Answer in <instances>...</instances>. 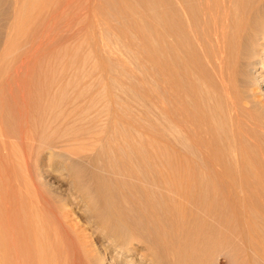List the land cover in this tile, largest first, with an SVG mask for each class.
I'll return each instance as SVG.
<instances>
[{"label":"rangeland","instance_id":"374dc122","mask_svg":"<svg viewBox=\"0 0 264 264\" xmlns=\"http://www.w3.org/2000/svg\"><path fill=\"white\" fill-rule=\"evenodd\" d=\"M176 1L0 0V186L5 184L11 197L9 211L11 218L16 216L18 222H21L19 217L23 209L28 211L31 220L29 225L32 226L33 231L28 236L27 245L31 246L32 250L39 239H42L43 244L47 245L46 248L54 256L55 264H150L152 247L155 245L158 247V243L163 239L160 237L165 234L163 237L166 239L168 231L171 233L170 237L167 236L169 237L167 241L172 238L177 239L180 234L182 249L176 247L177 250L174 246L176 251L168 254H166L168 251L164 252L161 258L163 257L166 264H177V262L178 264H242V261L235 262L236 252L228 244L236 242L235 239L244 230L243 226L248 227L253 243L260 240L259 244L264 243V169L261 170L258 166L261 164L260 160L263 162L261 153L260 155L258 153L259 149L264 154V0H244L249 4L247 11L249 21L245 35L243 34L240 39L242 50L237 51L236 60L237 58L238 60L233 63L234 75L231 72L236 80L231 88H235L240 96L242 95L241 99L244 97L243 105L252 110L251 113L261 122L262 127V130L256 127L261 130L259 131L252 125L249 127L248 120L246 123L242 122L243 135L238 138L242 136L243 141L240 140V143L248 147L245 149L248 154L247 157L245 155L244 162H241L240 158L237 159L238 154L233 148L238 142L235 144L236 138L232 135L233 126L228 118L230 111L224 101V94L215 82L216 78L210 76L211 69L207 67L206 60L210 56L208 47L204 52L207 56H203L197 50V61L193 60L191 67V71L197 70L194 72L195 77L193 75V78L197 77V80L193 79L196 90L198 89V92L199 89L202 90L199 93H202L203 98L207 100L202 98L204 104L210 102L208 107L214 120L211 125L218 130V141L211 140L209 143L225 146L224 148L228 149L227 154L221 157V162L226 164L225 169L219 173L221 179L231 178L229 181L246 200L243 206L250 209L242 208V213L237 210L236 216L232 215L235 217L226 216L222 218L223 220L213 219V216L210 218V215L208 218L206 214H201L204 212H198V208H194L193 199L184 205V201L192 198L190 195L184 200L174 192V195L170 192L175 191L177 188L175 185L181 188L179 185L183 184L181 177H184V172L175 169L177 167L175 164L179 163L176 159L179 161L183 159L185 162L181 161L179 165L184 163L183 166L187 167L188 164L196 162L199 156V148L184 138L173 121L169 120L171 110H169L170 94L167 83L168 19L172 10L179 11V7L176 8L178 6ZM208 1L210 6H213L214 0ZM218 1L220 0H215ZM232 2L237 3L234 0ZM233 3L232 8L235 9L234 6L237 8ZM23 4L25 33L15 36L14 39L12 28L17 24V11ZM198 70L199 75L202 73L204 77H202L203 81L199 80L201 84L198 82L201 78L197 76ZM204 75L210 79V82L204 80L206 78ZM211 86L215 89L213 90ZM207 92L213 97L216 95L215 99L211 100L213 97ZM241 112V115H246L245 111ZM21 115H24L25 119ZM174 145L177 148L173 147ZM251 148L253 153L250 151ZM254 152L259 155L255 154L259 159L258 162L254 159L256 157L253 155ZM51 155L55 156L54 159ZM191 156H196L197 159L194 157L196 161L195 159L194 162L193 159L188 161ZM249 156L250 158L252 156V159H249ZM148 158H153L151 160H154L155 164L148 161ZM248 159L253 160L252 166L247 164L250 163ZM244 163L248 165L247 170L243 167ZM240 165L243 170L238 168ZM68 166H74V174H78V177L71 175L67 170ZM206 173L209 175L205 170L202 174L200 170H195L194 176L192 172V182L188 180L190 192L191 187L194 192V188L199 184H203V189L209 191L210 186L207 184L208 187L205 182L210 175L207 176ZM211 180L214 179L209 180L212 188L214 184ZM104 183L108 186L105 188L106 191L101 189L106 187ZM219 183L220 181L218 184L215 181L216 185H214L218 193L225 190L222 189L223 185L219 186ZM97 188L101 189L98 193H96ZM109 199L117 203H114V208L122 212L119 214L123 221L115 218L114 220L107 215L104 203ZM94 202L96 205L99 203V215L101 214L102 217L98 216L102 220H98L97 215H92L87 207V203L92 205ZM137 202L139 204H136ZM153 206L156 208H152ZM186 210L190 215L189 213L183 215ZM239 212L243 215H239L240 221L236 218ZM95 216L98 218L96 219ZM241 217L244 219L247 217L246 225L242 226ZM94 219L99 222H95ZM18 222L15 223L20 224ZM116 223L120 226H116ZM161 223L166 224L164 226L169 230L167 231V227H161ZM21 225L25 227V223ZM39 225L42 226V230ZM38 226L43 236L39 235ZM18 227L20 228L16 225L15 229ZM158 228L162 230L165 228L167 233L159 232ZM172 228H176L178 233ZM36 230L38 232H35ZM104 230L108 231L107 234ZM102 231L105 235L101 233ZM121 233L127 234L121 235L119 239ZM111 234L112 236L118 234L117 238L112 237ZM194 237L197 239L195 240ZM254 237H257L256 240ZM220 238L221 240L224 238L227 242L224 244ZM216 240L221 241L218 243L220 247L217 246ZM116 241L129 247L127 246L124 252H118ZM24 243L25 240L19 245L25 247ZM187 243L191 245L188 246ZM183 245L185 253L180 255L179 253L183 252ZM252 254V263L262 264L259 256ZM243 263L248 262L245 263L244 260Z\"/></svg>","mask_w":264,"mask_h":264},{"label":"bare ground","instance_id":"6f19581e","mask_svg":"<svg viewBox=\"0 0 264 264\" xmlns=\"http://www.w3.org/2000/svg\"><path fill=\"white\" fill-rule=\"evenodd\" d=\"M233 0H220L218 2H215L214 0V3H213V6L211 5L210 6V3L208 0H177L176 3H177V7H179V11H174L172 10V13H170L169 15V19H168V37H169V47H168V51H169V71L167 72L168 73V82L166 80V82L168 83V86H169V94H170V108L169 110L170 113V119L169 120H172L175 125H176V128L179 129V132H181L182 136L184 138H187L191 143L195 144L198 148H199V156H198V160L196 161V159L194 157H190L188 159V161L190 159H193V162H194V159L196 162H194L193 164H188L187 167L183 164L179 165L180 163L182 162H185L183 161V159H181V161L177 160V164H175V160H172L174 161L173 163L175 165H177V167H175V169L178 170H181V172H184V177H181V181H182V185H179L181 188H178V185H175L177 186V190L175 189V191H170L175 193V195L177 194L178 197L180 198H183L185 200L186 196L190 195L192 198H188L187 200H189L187 202L184 203V205L190 203V199H193L195 201V209L196 207L198 208V212H204V213H201V214H206L209 218V215H210V218L213 216V219L214 218H220V219H224V217L226 216H231V217H235L236 216V212L237 210L238 211H242L241 210L242 208H248V207H244L243 205L245 204L246 200H244L242 197H241V194H239L236 190V188L233 186V183H231L229 180H231V178L229 179L224 177L221 179V174L220 171H222L223 169H225V165L221 162V157H223L224 155L227 154V150L226 148H224L225 146H222L220 147L218 144L215 145H212L211 143V140H215V141H218V130H215V128H213V124L212 122L214 121L213 120V117L211 116L210 112L209 111V107H208V104L210 102H206L208 104H204L203 103V96H202V93H199L201 92L202 90L199 89V92L196 90V87H195V82L193 81V79H196L197 80V77L196 78H193V75H194V72L197 71L195 70L194 72L191 71V67H192V62L194 60H196V52L197 50L200 51L202 53L203 56H207L205 52V49L206 47H208L209 51H210V56L209 58L206 60L207 61V67L209 69H211L210 71L212 72V74L210 76H214L216 78V81L219 88L221 89V91L223 92V97H224V101L226 103V105L229 107L228 108V111L229 112V116L228 118H230L229 120L231 121L230 124H232V135L234 136V138H236V143L238 142V145H236V147H233L235 148V152L238 154V158H240L241 162L243 161V159H245V155L247 157V154L245 152V149L246 146L243 145V143L241 144L240 140L243 141L242 136L240 137V139L238 138L240 135H243L242 131H241V128L243 127V125L241 126L242 122L246 123V121L248 120L249 123V127L250 125H252L254 128L258 127L262 130V127L260 126V121H257L254 114L251 113L252 110L251 109H247L245 108V106L243 105V102L245 104V101L243 100V98L241 99L240 97V94L237 90H235V88H231V86L233 87V85L235 84V79L233 77L234 75V70H233V65L235 66V61L237 62L236 60V57H237V51L241 49V47L243 46H240V39L242 38L243 34L246 32L245 30H247V25H248V21H249V18H247L248 16V3H246L244 0H234L236 1L237 3H235L237 5V8L234 6L235 4L232 2ZM211 2H213V0H211ZM22 3V2H20ZM173 3V2H171ZM234 4V8L236 9H233L231 4ZM174 4V3H173ZM172 4V5H173ZM173 7V6H172ZM175 7V6H174ZM250 7V6H249ZM159 10V9H158ZM171 11V10H170ZM17 24L12 28V34L14 36V39H15V36L19 35V34H22V33H25L24 30H25V6L24 4L22 5V7L19 9V11H17ZM11 32V31H10ZM9 32V33H10ZM245 35V34H244ZM20 36V35H19ZM161 37V36H160ZM13 38V37H12ZM18 38V37H16ZM161 39V38H160ZM18 41V40H17ZM45 41V40H44ZM34 45V44H33ZM9 49V48H8ZM242 50V49H241ZM8 51V50H7ZM10 51V50H9ZM45 51V50H44ZM238 51V52H239ZM199 52V54H200ZM166 53V52H165ZM241 53V52H240ZM198 54V55H199ZM208 54V53H207ZM197 55V56H198ZM241 55V54H240ZM5 56V55H4ZM6 57V56H5ZM201 56L199 55V58ZM201 59V58H200ZM199 60V59H198ZM205 60V59H204ZM158 64V63H157ZM200 64V63H199ZM199 64H198V67H199ZM203 64V63H202ZM205 64V63H204ZM201 66V64H200ZM197 67V68H198ZM206 67V66H205ZM194 69V68H193ZM202 69V68H201ZM21 70V69H20ZM158 70V69H157ZM200 70V69H199ZM198 70V74L197 76L199 75V71ZM209 71V72H210ZM210 72V73H211ZM233 75H232V73ZM166 73V74H167ZM202 74V73H201ZM199 75L201 76L198 77L200 79H198V82L200 81H203L202 79V75ZM206 77V75H204ZM208 76V74H207ZM208 76V77H210ZM195 77V75H194ZM56 78V77H55ZM204 78V77H203ZM164 79V78H163ZM202 79V80H201ZM200 80V81H199ZM206 80L207 82H210V79H208L207 77L204 79ZM205 82V81H204ZM203 82V85L205 86V83ZM212 83V82H211ZM160 84V82H159ZM201 84V82H200ZM207 84V83H206ZM214 84V82H213ZM237 84V83H236ZM164 85V84H163ZM209 85V84H208ZM211 85V84H210ZM216 85V84H214ZM213 85V86H214ZM167 86V87H168ZM200 86V85H199ZM202 86V87H204ZM211 86V87H213ZM58 87V86H57ZM206 87H209L206 85ZM205 89V87H204ZM215 88L213 87V90ZM250 90V89H249ZM216 92V91H214ZM208 93V92H207ZM204 94V92H203ZM216 94V93H215ZM220 94V93H218ZM45 95V94H44ZM111 95V94H110ZM209 95V93H208ZM6 96V95H5ZM8 96V95H7ZM211 97H213V95H209ZM208 96V97H209ZM45 97V96H44ZM216 97V95L214 96ZM211 98L212 99H215V98ZM222 97V96H221ZM57 98V97H56ZM112 98V96H111ZM167 99H169L167 97ZM204 99V98H203ZM5 100V99H4ZM205 101H207L206 99H204ZM218 100V99H217ZM243 100V102H242ZM34 101V100H33ZM210 101V100H209ZM216 101V100H215ZM223 101V99H222ZM260 101V100H259ZM158 102V101H157ZM212 102V101H211ZM112 103V102H111ZM224 103V104H225ZM15 104V103H14ZM68 105V104H67ZM207 105V106H206ZM18 106V105H17ZM218 107V106H217ZM8 108V107H7ZM212 108V107H211ZM213 109V108H212ZM210 109V110H212ZM241 111H245L246 112V115H241L240 112ZM119 112V111H118ZM26 113V112H25ZM242 113V112H241ZM22 114V113H21ZM54 114V113H53ZM243 114V113H242ZM57 115V114H56ZM217 115V114H216ZM256 115V114H255ZM22 116V115H21ZM24 116V115H23ZM22 116V117H23ZM225 117V116H224ZM24 118V117H23ZM260 118V117H259ZM20 119V118H19ZM25 119V118H24ZM22 119V120H24ZM25 121V120H24ZM27 123V122H26ZM23 124V123H22ZM35 124V123H34ZM173 124V125H174ZM210 124V126H209ZM212 124V125H211ZM32 125V124H30ZM66 125V124H65ZM25 126V125H24ZM93 126V125H92ZM30 127V126H29ZM34 127V126H32ZM31 127V128H32ZM175 127V126H174ZM25 128V127H24ZM29 128V129H31ZM47 128V127H46ZM256 128V129H258ZM34 129V128H33ZM260 129H258L259 131H261ZM26 131V130H24ZM23 131V132H24ZM80 131V130H79ZM28 132L30 133V131L28 130ZM27 132V133H28ZM103 133V132H102ZM174 133V132H173ZM63 134V133H62ZM73 134V133H72ZM154 134V133H153ZM252 134V133H251ZM31 135V134H30ZM177 135V134H175ZM180 135V134H179ZM260 135V134H259ZM4 136V134H3ZM217 136V138L215 139V137ZM255 136V134H254ZM69 137V136H68ZM67 137V138H68ZM7 138V137H6ZM42 138V137H41ZM49 138V137H48ZM212 138V139H211ZM237 138L239 139V141L237 140ZM258 138V137H257ZM81 139V138H80ZM247 139V138H245ZM255 139V138H254ZM29 140V139H28ZM36 140V138H35ZM45 140V139H44ZM42 140V141H44ZM180 140V138H179ZM223 140V139H222ZM38 141V139L36 140ZM187 141V140H186ZM215 141H214V144H215ZM246 141V140H245ZM31 142V141H30ZM41 142V140L39 141ZM46 142H47V139H46ZM51 142V141H50ZM73 142V140H72ZM82 142V141H81ZM184 142V140L182 141ZM189 142V143H190ZM213 142V141H212ZM247 142V141H246ZM245 142V143H246ZM57 143V142H56ZM55 143V144H56ZM264 143V142H263ZM42 144V143H41ZM49 144V143H48ZM54 144V145H55ZM70 144V143H69ZM174 144V143H173ZM172 144V145H173ZM232 144V142H231ZM247 144H249L247 142ZM246 144V145H247ZM53 145V144H52ZM67 145V144H66ZM191 145V144H190ZM234 145V143H233ZM22 146V145H21ZM26 146V145H25ZM71 146V145H70ZM220 148H219V147ZM232 146V145H231ZM175 148H177L175 145L173 146ZM227 147V146H226ZM230 147V146H229ZM228 147V148H229ZM251 147V146H250ZM52 148V147H51ZM56 148V147H55ZM133 148V147H132ZM157 148V147H156ZM174 148V149H175ZM188 148V147H187ZM257 148V149H256ZM255 149L258 150L259 146L256 147ZM26 149V148H25ZM30 149V148H29ZM50 149V148H49ZM226 149V150H225ZM231 149V147H230ZM229 149V150H230ZM254 149V148H253ZM51 150V149H50ZM72 150V149H71ZM91 150V149H90ZM154 150V149H153ZM183 150V149H182ZM250 150V149H249ZM262 150V149H261ZM27 151V149H26ZM31 151V150H30ZM109 151V150H108ZM134 151V150H133ZM251 153L252 152V148H251ZM263 151V150H262ZM2 152V151H1ZM25 153V151H23ZM54 152V151H53ZM52 152V153H53ZM111 152V151H110ZM174 152V151H173ZM187 152V151H186ZM189 152V151H188ZM187 152V153H188ZM249 152V151H247ZM179 153V152H178ZM181 153H184L181 151ZM190 153V152H189ZM193 153V152H192ZM229 153H231L229 151ZM235 153V154H236ZM250 153V152H249ZM250 153V154H251ZM257 153V151H256ZM254 152L253 155L256 154ZM259 155L261 153V158L263 159V162L260 160L261 164H259V169H264V154L263 152L260 151L259 149ZM161 154V153H160ZM186 154V153H184ZM236 154V155H237ZM8 155V153H7ZM30 155V154H29ZM32 155V154H31ZM55 155V154H54ZM53 155V156H54ZM187 155H191V154H187ZM186 155V156H187ZM196 155V154H194ZM257 155V154H256ZM255 155V156H256ZM257 155V156H259ZM51 155V157H53ZM114 156V155H113ZM170 156V155H169ZM181 158H184L182 157L183 155H180ZM254 156V157H255ZM257 156L254 158L255 160H257L258 162V158ZM27 157V156H26ZM55 157V156H54ZM53 157V159H54ZM66 157V156H65ZM150 157V156H149ZM152 157V156H151ZM174 157V156H173ZM48 158V157H47ZM178 158V157H177ZM232 158V157H231ZM257 158V159H256ZM260 158V159H261ZM26 159V158H25ZM148 158L147 160L148 161H152L151 158ZM175 159V158H174ZM249 159H252V156L250 158L249 156ZM248 159V160H249ZM11 160V159H10ZM164 160V159H163ZM246 160V159H245ZM254 160V161H255ZM1 161V160H0ZM170 161V160H169ZM230 161V160H229ZM237 161V160H236ZM239 161V160H238ZM250 161V160H249ZM252 161V162H251ZM250 163H247V164H253V160H251ZM28 162V161H27ZM192 162V160L190 161ZM244 162V161H243ZM247 162V161H246ZM245 162V163H246ZM113 163V161H112ZM152 164H155L154 160L151 162ZM244 163V164H245ZM1 164V163H0ZM110 164V163H109ZM168 164V163H167ZM171 164V162H170ZM239 164H242V163H239ZM247 164H245L244 169L246 168V170L248 169L247 168ZM82 165V164H81ZM92 165V164H91ZM134 165V164H133ZM158 165V164H157ZM156 165V166H157ZM164 165V164H163ZM249 165V166H250ZM257 165V164H256ZM156 166H153V167H156ZM228 166V165H227ZM226 166V167H227ZM231 166V165H230ZM239 166V165H238ZM252 166V165H251ZM57 167V166H56ZM55 167V168H56ZM69 167V166H68ZM152 167V168H153ZM254 167V166H253ZM59 168V167H58ZM66 168V166H65ZM240 168L241 170L242 169V166L240 165ZM252 168V167H251ZM169 169V168H168ZM173 169V170H175ZM28 170V169H27ZM67 170L71 173V175L78 177V174H74V166H70L69 168H67ZM104 170V169H103ZM154 170V169H153ZM195 170H200V173L202 174L203 170H205V172H208L209 175H206L209 176V177H212V178H209L207 177L208 179V183H206V185L208 184L210 186L209 188V191H207L208 189H203L202 185L199 184L196 186L195 191L193 192V188L191 187V192L192 195H194L195 199L193 198V196L191 195V192H190V186H189V181H191V177H193L192 175L195 173ZM240 170V171H241ZM65 171V170H64ZM105 171V170H104ZM103 171V172H104ZM152 171V170H150ZM250 171V170H249ZM129 172V171H128ZM127 172V173H128ZM132 172V171H130ZM156 172V171H155ZM193 172V174H192ZM243 172V171H242ZM241 172V173H242ZM246 172V171H245ZM69 173V174H70ZM73 173V174H72ZM126 173V174H127ZM133 173V172H132ZM131 173V175H132ZM147 173V172H146ZM179 173V172H178ZM211 173V174H210ZM125 174V173H123ZM134 174V173H133ZM186 174V175H185ZM192 174V175H191ZM196 174H197V171H196ZM194 174V176L196 175ZM219 174V175H218ZM191 175V176H190ZM223 175V174H222ZM73 176V177H74ZM135 176V175H134ZM169 176V175H168ZM172 176V175H171ZM214 176V178H213ZM206 177V176H205ZM247 177V176H246ZM91 178V177H90ZM162 178V177H161ZM175 178V177H174ZM196 178V177H194ZM262 178V177H261ZM78 179V178H77ZM210 179H214V180H211L213 182L214 185L215 184V181H217V184L218 182L220 181L219 183V186L223 185L222 189H225L223 190V193L222 191L221 192H217L216 191V188L215 186L213 185V187L211 188V185L209 183V180ZM219 179V180H218ZM79 180V179H78ZM96 180V178H95ZM157 180V179H156ZM164 180V179H163ZM171 180V179H170ZM184 180V181H183ZM193 180V179H192ZM224 180V181H223ZM256 180V179H255ZM77 181V180H76ZM80 181V180H79ZM210 181V182H211ZM94 182V181H93ZM168 182V181H167ZM192 182V181H191ZM96 183V182H95ZM101 183H103L101 181ZM151 183V182H150ZM158 183V182H156ZM154 183V184H156ZM181 184V182H179ZM72 184V183H71ZM77 184V183H76ZM176 184V183H175ZM74 185V184H73ZM103 187L104 185L106 187L104 188H101L102 190L106 191L105 188H107V183L104 185L101 184ZM113 185V184H112ZM141 185V184H140ZM157 185V184H156ZM159 185V184H158ZM173 185V183H172ZM191 185V184H190ZM205 185V184H204ZM207 185V186H208ZM247 185V184H246ZM82 186V185H81ZM114 186V185H113ZM143 186V185H142ZM174 186V187H175ZM206 186V187H207ZM208 186V187H209ZM100 188V186H98ZM174 187L173 190H174ZM204 186V188H206ZM207 187V188H208ZM226 187V188H225ZM101 189H98L97 188V192H99V190ZM109 189V188H108ZM142 189V188H141ZM171 189V187H170ZM180 189V190H179ZM211 189V190H210ZM221 189V188H220ZM219 189V190H220ZM221 189V190H222ZM111 190V189H110ZM121 190V189H120ZM143 190V189H142ZM255 190V189H254ZM96 191V190H95ZM94 191V193H95ZM109 191V190H108ZM93 192V191H92ZM103 192V191H102ZM147 192V191H146ZM190 192V193H189ZM8 190H7V187L6 185H2L0 186V264H55V260H53V255L50 253V250H48L47 248V245H44L43 242H42V239H39V242H35L36 243V247L35 246H32L35 247L34 249L31 250V246H28V236L30 233H32L31 231L32 230V226L29 225V222H31L30 220V217H28V211L26 209H23V213H21L20 217H19V214L17 216V218L19 217V219L21 218V222L24 224L25 223V227L22 226L21 222H18V220L14 217V218H11L10 215H9V211H10V204H11V197H9L8 195ZM144 193V192H143ZM155 193V192H153ZM209 193V194H208ZM247 193V192H246ZM82 194V192H81ZM110 194V193H109ZM124 194V193H123ZM162 194V193H161ZM244 194V193H243ZM38 195V194H37ZM90 195V194H88ZM92 195V193H91ZM97 195V194H95ZM100 195V194H99ZM102 195V194H101ZM129 195V194H128ZM142 195V194H141ZM167 195V194H166ZM174 195V194H173ZM45 196V195H44ZM87 196V195H86ZM130 196V195H129ZM139 196V195H138ZM147 196V195H146ZM247 196V194L245 195ZM84 197V196H82ZM90 197V196H89ZM135 197V196H134ZM148 197V196H147ZM150 197V196H149ZM85 198V197H84ZM95 198V197H94ZM114 198V197H113ZM120 198V197H119ZM126 198H129V197H126ZM159 198V196H158ZM86 199V198H85ZM91 199V198H90ZM93 199V197H92ZM125 199V198H124ZM137 199V198H136ZM144 199V197H143ZM154 199V198H153ZM49 200V199H48ZM89 200V199H88ZM98 199H96L97 201ZM123 200V198H122ZM134 200V199H133ZM147 200V199H146ZM179 202H180V199H178ZM16 201V200H15ZM130 201V200H129ZM148 201V200H147ZM150 201V200H149ZM158 201V199H157ZM164 201V200H163ZM169 201V200H168ZM32 202V201H31ZM93 202V200H92ZM91 202V203H92ZM118 202V201H117ZM141 202V200H140ZM145 202V200H144ZM161 202V201H160ZM167 202V201H166ZM16 203V202H15ZM90 203V202H89ZM95 203V202H94ZM94 203L92 205L88 204L87 203V207L89 208V211L92 213V215H99V203H97L98 205H96L95 203V206H94ZM114 203L113 200L109 199V200H106V202L104 203L105 205V211L106 213H108L107 215H109V218L110 217H113V219H118V220H122L121 218V214L119 213H122V212H119V211H116L115 208H114ZM122 203V202H121ZM130 203V202H129ZM151 203V202H150ZM170 203V202H169ZM32 204V203H31ZM117 204V203H115ZM136 204H139L138 202ZM135 204V205H136ZM141 204V203H140ZM154 204V203H153ZM152 204V205H153ZM194 204V203H193ZM16 205V204H15ZM54 205V204H53ZM119 205V204H118ZM128 205V204H127ZM149 205V204H148ZM182 205V204H181ZM183 205V206H184ZM130 206V205H129ZM128 206V207H129ZM156 206V204H155ZM165 206V205H164ZM180 206V205H179ZM179 206H177L179 208ZM255 206V205H254ZM124 207V206H123ZM136 207V206H135ZM140 207V206H139ZM171 207V206H170ZM169 207V208H170ZM185 207V206H184ZM87 208V210H88ZM154 208V206L152 207ZM156 208V207H155ZM154 208V209H155ZM183 208V207H182ZM47 209V208H46ZM126 209V208H125ZM124 209V210H125ZM148 209V207H147ZM180 209V208H179ZM249 209V208H248ZM17 210V209H16ZM26 210V211H25ZM86 210V211H87ZM151 210V209H150ZM175 210H178V209H175ZM184 210V209H183ZM250 210V209H249ZM100 211H101V208H100ZM104 211V210H103ZM138 211V210H137ZM141 211H142V208H141ZM146 211V210H145ZM155 210H153L154 212ZM187 211V212H186ZM184 214L186 213H189L188 210H186ZM194 211V210H193ZM246 211V209H245ZM252 211V210H251ZM30 212V210H29ZM182 212V211H180ZM179 212V213H180ZM197 212V211H196ZM18 213V212H17ZM37 213V212H36ZM63 213V212H62ZM158 213V212H157ZM173 213V212H172ZM245 213V212H244ZM252 213V212H251ZM250 213V214H251ZM34 214V213H33ZM89 214V213H88ZM137 214V213H136ZM150 214V212H149ZM195 214V213H193ZM192 214V215H193ZM199 214V213H198ZM101 215V214H100ZM99 215V216H100ZM120 215V216H119ZM144 215V214H143ZM152 215V214H151ZM160 215V214H158ZM190 215V213H189ZM232 215H235V216H232ZM238 216L236 217L237 219H239L240 221V218H239V215H240V212L239 214H237ZM245 215H247V213H245ZM95 216V218L97 219L98 217ZM146 216V215H145ZM156 216V214H155ZM187 216V215H185ZM184 216V217H185ZM202 216V215H200ZM223 216V217H221ZM240 216H243L242 214ZM257 216V215H256ZM102 217V215L100 216ZM98 218V220H100L101 218ZM121 217V218H120ZM182 217V216H181ZM193 217V216H192ZM199 217V216H198ZM245 217V216H244ZM33 218V217H32ZM37 218V217H36ZM92 218V216H91ZM94 218V216H93ZM120 218V219H119ZM147 218V217H145ZM157 218V221H158V217ZM155 218V219H156ZM170 218V217H168ZM194 218V217H193ZM192 218V219H193ZM243 218V217H241ZM247 218V217H246ZM246 218L242 220L241 224L242 226L243 225H246L248 222L246 221ZM114 219V220H115ZM222 219V220H223ZM226 219V218H225ZM232 219V218H231ZM234 219V218H233ZM250 219V218H249ZM248 219V220H249ZM98 220H95V222H97ZM102 220V219H101ZM114 220H113V223H114ZM172 220V218H171ZM170 220V221H171ZM174 220V219H173ZM219 220V219H217ZM221 220V221H222ZM235 220V219H234ZM34 221V220H33ZM123 221V220H122ZM169 221V219L167 220ZM204 221V220H203ZM208 221V220H207ZM220 221V222H221ZM228 221V220H227ZM238 221V222H239ZM250 221V220H249ZM15 222H18L20 224H16ZM99 222V221H98ZM97 222V223H98ZM164 222V221H163ZM206 222V221H205ZM211 222V221H210ZM55 223V222H54ZM101 223V221H100ZM119 223V222H118ZM122 223V222H121ZM125 223V222H123ZM135 223V221H134ZM53 224V223H51ZM50 224V225H51ZM120 224V223H119ZM119 224H115L116 226L119 225ZM143 224V223H142ZM163 223H161L162 225ZM175 224V223H174ZM192 224V223H191ZM229 224V223H228ZM235 224V223H234ZM16 225H19L20 228L18 227V229L16 228L15 229V226ZM57 225V224H56ZM124 225V224H123ZM131 225V224H130ZM137 225V224H136ZM154 225V224H153ZM166 225V224H164ZM164 225H162L161 227H163ZM173 225V224H172ZM184 225V224H183ZM182 225V226H183ZM213 225V224H212ZM249 225V224H248ZM40 226V225H39ZM39 226H38V229H39ZM114 226V225H113ZM115 226V227H116ZM120 226V225H119ZM126 226V224L124 225ZM123 226V227H124ZM171 226V225H170ZM176 228H177V225H175ZM185 226V225H184ZM195 226V225H194ZM203 226V225H202ZM42 226H40V229H41ZM50 227V226H49ZM57 227V226H56ZM159 227V226H158ZM164 227H167V226H164ZM173 227V226H172ZM181 227V226H180ZM179 227V229H180ZM225 227V226H224ZM234 227V226H233ZM239 226H237L238 228ZM244 227V230L241 231V233L239 234V236L235 239V241H233L230 245V242H229V246L230 248L236 252V255L237 257H235V262H239V261H242V264H244V260H245V263L248 262L247 264H253L252 260H251V254H255L257 256H259V260L261 259V263L264 264V243L263 245L258 242L257 243H253V238L252 236L250 235L249 231L247 230V226H243ZM118 228V227H116ZM121 228V227H120ZM119 228V230H120ZM126 228V227H125ZM124 228V229H125ZM174 228V227H173ZM172 228V229H173ZM175 228V229H176ZM194 228V227H193ZM205 228V227H204ZM236 228V229H237ZM37 229V228H36ZM39 229V235L43 236L41 234L42 231H40ZM103 229H106L105 227H103ZM101 229V230H103ZM108 229V228H107ZM127 229V228H126ZM157 227L153 228L154 231H156ZM173 229V230H175ZM178 229V228H177ZM201 229V228H200ZM241 229V228H240ZM251 229V228H250ZM249 229V230H250ZM42 230V229H41ZM99 230V229H98ZM111 230V229H110ZM109 230V231H110ZM113 230V229H112ZM111 230V231H112ZM137 230V229H136ZM160 230V231H159ZM168 227H167V231H168ZM185 230V229H184ZM187 230V229H186ZM53 231V230H52ZM105 231V230H104ZM107 231V230H106ZM105 231V232H106ZM110 231V232H111ZM114 231V230H113ZM121 231V230H120ZM124 231V230H123ZM158 231L161 232V231H166L165 228H162L159 229L158 228ZM176 231V230H175ZM174 231V232H175ZM180 231V230H179ZM191 231V230H190ZM189 231V232H190ZM195 231V230H194ZM229 231V230H228ZM35 232H38V230H36ZM60 232V231H59ZM58 232V233H59ZM108 232V231H107ZM106 232V234H107ZM126 232V231H125ZM173 232V231H172ZM173 232V233H174ZM177 232V231H176ZM181 232V231H180ZM179 232V233H180ZM53 233V232H52ZM101 233L104 234V232L102 231ZM116 233V232H115ZM120 233V232H119ZM128 233V231H127ZM126 233V234H127ZM155 233V232H154ZM167 233V232H165ZM169 233V231H168ZM166 234L167 236L170 237V233L169 234ZM178 233V232H177ZM187 233V232H186ZM110 234V233H109ZM125 234V233H124ZM124 234H120V238L124 235ZM125 234V235H126ZM130 234V233H128ZM164 234V233H163ZM191 234V233H190ZM203 234V233H202ZM209 234V233H208ZM238 233H236L237 235ZM56 235V234H55ZM105 235V234H104ZM114 235V234H113ZM117 235H114L111 236L114 237V238H117ZM122 235V236H121ZM162 235V234H161ZM165 235V234H164ZM163 235V236H164ZM174 235V234H173ZM172 235V237H173ZM178 235V234H177ZM183 235V234H181ZM199 235V234H198ZM235 235V234H234ZM233 235V236H234ZM32 236V235H31ZM38 236V234H37ZM41 236H39L41 238ZM61 236V235H60ZM75 236V235H74ZM158 236V235H156ZM159 235L160 239H162V241H160V243H158V247L155 245V247L153 246L152 247V251H151V255H152V259L151 261L149 262L150 264H166V261L163 260V257L161 258V255L166 251H168L166 254H168L169 252H174L176 251V249L178 247L181 246V243L182 241H179V238H180V234L179 236H175L177 239H172L170 241H167L169 237L165 236L166 239H164V237ZM212 236V235H211ZM230 236V235H229ZM50 237V236H49ZM70 237V236H69ZM109 237V235H108ZM128 237V236H127ZM131 237V235H130ZM174 237V238H175ZM190 237V236H189ZM200 237V235H199ZM213 237V236H212ZM211 237V238H212ZM215 237V236H214ZM225 237V236H224ZM35 238V237H34ZM110 238V237H109ZM126 238V237H125ZM129 238V237H128ZM151 238V237H150ZM184 238V237H183ZM182 238V239H183ZM195 238V237H194ZM227 238V237H226ZM229 238V237H228ZM255 238V237H254ZM257 238V237H256ZM255 238V240H256ZM263 238V237H261ZM37 239V238H36ZM64 239V237H63ZM71 239V238H70ZM113 239V238H112ZM124 239V238H123ZM130 239V238H129ZM143 239V238H142ZM147 239V238H146ZM159 239V240H160ZM181 239V238H180ZM190 239V238H189ZM197 239V237L195 238V240ZM217 239V238H216ZM219 239V237H218ZM25 240V247L24 246H20V242H24ZM118 240V239H117ZM127 240V238H126ZM132 240V239H131ZM130 240V241H131ZM152 240V239H151ZM156 240V239H155ZM157 240V241H159ZM185 240V239H184ZM201 240V239H200ZM210 238L208 239V241L210 242ZM215 240V238H214ZM221 240V238H220ZM227 240V239H226ZM259 240V239H257ZM36 241V240H35ZM44 241V240H43ZM46 241V239H45ZM76 241V240H75ZM121 241V240H120ZM224 242V244L227 242V241H224V238L221 240ZM220 241V242H221ZM115 242V241H114ZM118 242L119 244V241H116ZM126 242V241H125ZM145 242V241H144ZM151 242V241H150ZM217 242V243H216ZM216 244L220 243L218 240H216ZM48 243V242H47ZM155 243V244H156ZM184 245H185V242H183ZM213 243V245H214ZM115 244V243H114ZM117 244V251L119 252H124L125 250H127V246L128 245H124V244ZM188 246L191 245L190 243H187ZM210 244V243H209ZM216 244L214 245L216 247ZM226 244V246H227ZM152 245V244H151ZM183 245V252L181 251L179 254H183L185 253V246ZM208 245V244H207ZM221 245V244H220ZM223 245V244H222ZM160 246V247H159ZM174 246H175V250H174ZM197 246V245H196ZM219 246V244L217 245ZM228 246V247H229ZM47 247V248H46ZM129 247V246H128ZM182 247V246H181ZM180 247V248H181ZM195 247V246H194ZM220 247V246H219ZM179 248V250H180ZM193 248V247H192ZM201 248V247H200ZM199 248V249H200ZM204 248V247H203ZM202 248V250H203ZM224 248V247H223ZM147 249V248H146ZM182 249V248H181ZM214 249V248H213ZM54 250V249H53ZM78 250V249H77ZM170 250V251H169ZM173 250V251H172ZM178 250V249H177ZM191 250V249H190ZM196 250V249H195ZM215 250V249H214ZM79 251V250H78ZM194 251V250H193ZM209 251V250H208ZM177 254V252H175ZM230 253V252H229ZM174 253H172L173 255ZM192 254V253H190ZM252 254V255H253ZM56 255V254H55ZM58 255V254H57ZM82 255V253H81ZM185 255V254H184ZM194 255V254H193ZM191 255V256H193ZM196 255V254H195ZM254 255V256H255ZM84 256V255H83ZM87 256V255H86ZM175 256V255H174ZM94 257V256H93ZM196 257V256H195ZM87 258V257H86ZM167 258V256H166ZM203 258V257H202ZM59 259V258H58ZM256 259V258H255ZM89 260V259H88ZM168 260V259H167ZM172 260V259H171ZM185 260V259H184ZM188 260V259H187ZM191 261V259H189ZM204 260V259H203ZM61 261V260H60ZM189 261V262H190ZM57 262V261H56ZM199 262V261H198ZM260 262V261H259ZM68 263V262H67ZM73 263V262H72ZM202 263V262H201ZM256 263V262H255ZM60 264V263H58ZM178 264V262H177ZM190 264V263H189ZM238 264V263H237ZM240 264V263H239ZM259 264V263H258Z\"/></svg>","mask_w":264,"mask_h":264}]
</instances>
